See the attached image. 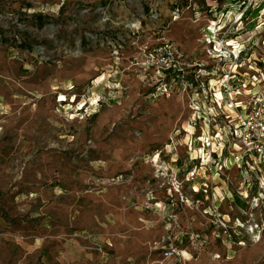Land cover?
Masks as SVG:
<instances>
[{"label": "rangeland", "instance_id": "1", "mask_svg": "<svg viewBox=\"0 0 264 264\" xmlns=\"http://www.w3.org/2000/svg\"><path fill=\"white\" fill-rule=\"evenodd\" d=\"M235 12L264 50V0H0V264H158L187 112L143 81V50L163 32L193 52L191 20ZM229 175L209 188L221 202L181 186L179 229L206 241L184 264H264V191Z\"/></svg>", "mask_w": 264, "mask_h": 264}, {"label": "built area", "instance_id": "2", "mask_svg": "<svg viewBox=\"0 0 264 264\" xmlns=\"http://www.w3.org/2000/svg\"><path fill=\"white\" fill-rule=\"evenodd\" d=\"M182 13L176 9L173 20L180 19ZM243 15L235 12L227 23L209 15L195 17L191 20L194 24H204L197 39L200 47L191 53L165 38L163 32L151 45L149 39L145 44L142 66L152 74L144 75L143 81L154 84L158 95L178 94L187 112L185 128L176 130L169 141L175 143L184 134V143L179 146L185 147L190 166H186L182 179L173 178L179 197L169 199L166 205L167 234L163 245L157 247L158 264H184L193 258V250L206 243L200 233L179 229L174 210L188 202L180 192L183 183L191 185V204L200 202L197 196L211 197L213 203L223 201L225 197L217 198L209 188L217 180L226 188L233 185L232 171L242 188H249L255 179L264 191V50L250 43L252 38L244 40L243 35H237L242 30ZM261 44L264 46V40ZM166 146L164 151L168 148V152ZM161 154L155 153L152 159L159 161ZM164 154L177 163L178 153ZM150 200L153 197L147 198L146 208H151ZM181 233L188 240L185 248L178 245Z\"/></svg>", "mask_w": 264, "mask_h": 264}, {"label": "bare ground", "instance_id": "3", "mask_svg": "<svg viewBox=\"0 0 264 264\" xmlns=\"http://www.w3.org/2000/svg\"><path fill=\"white\" fill-rule=\"evenodd\" d=\"M135 22V21H134ZM131 27H133V28H140V24H139V22H135L133 25H131ZM157 161H158V159L156 158L155 159V162L154 163H157ZM152 162V161H151ZM153 163V162H152ZM159 168H161V167H159Z\"/></svg>", "mask_w": 264, "mask_h": 264}, {"label": "crops", "instance_id": "4", "mask_svg": "<svg viewBox=\"0 0 264 264\" xmlns=\"http://www.w3.org/2000/svg\"><path fill=\"white\" fill-rule=\"evenodd\" d=\"M196 50V49H195ZM191 53V52H190Z\"/></svg>", "mask_w": 264, "mask_h": 264}]
</instances>
